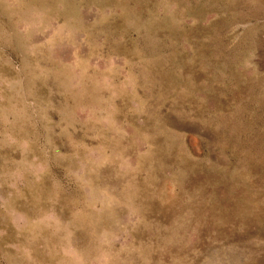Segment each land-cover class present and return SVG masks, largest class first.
Instances as JSON below:
<instances>
[{"label":"rangeland","instance_id":"374dc122","mask_svg":"<svg viewBox=\"0 0 264 264\" xmlns=\"http://www.w3.org/2000/svg\"><path fill=\"white\" fill-rule=\"evenodd\" d=\"M0 264H264V0H0Z\"/></svg>","mask_w":264,"mask_h":264}]
</instances>
